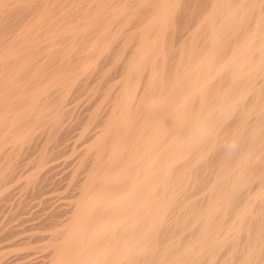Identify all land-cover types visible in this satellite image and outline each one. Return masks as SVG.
<instances>
[{
  "label": "bare ground",
  "instance_id": "1",
  "mask_svg": "<svg viewBox=\"0 0 264 264\" xmlns=\"http://www.w3.org/2000/svg\"><path fill=\"white\" fill-rule=\"evenodd\" d=\"M0 264H264V0H0Z\"/></svg>",
  "mask_w": 264,
  "mask_h": 264
}]
</instances>
